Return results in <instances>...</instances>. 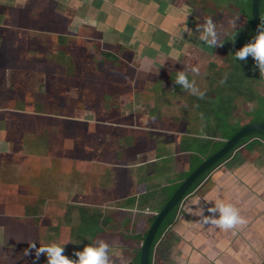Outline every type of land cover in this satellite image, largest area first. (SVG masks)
<instances>
[{"label": "rangeland", "instance_id": "obj_1", "mask_svg": "<svg viewBox=\"0 0 264 264\" xmlns=\"http://www.w3.org/2000/svg\"><path fill=\"white\" fill-rule=\"evenodd\" d=\"M179 5L177 11L182 14L186 8L191 10L188 22L193 30L212 17L221 32H231L229 21L237 15L239 30L244 27L241 14L230 5L219 9L211 0H182ZM34 8H13L8 26L0 29V37H4L0 49L8 56L4 60L0 57V89L8 83L5 93L0 94V109L6 104L26 111L10 117L12 121L21 119L13 125L20 135H5L7 140L14 138L20 143L19 147L7 154L0 149V264H47L44 255L35 258L34 250L25 255L32 242L37 246L64 244L66 256L73 254L78 244L82 249L88 237L80 240L69 231L70 225L78 223L76 211L68 209L72 204L90 205L116 217L114 232L98 238L110 245L111 264H127L132 248L139 244L123 236L122 224L128 222L130 214L133 222H144L151 211L136 204L124 207L123 200L140 176L149 174L155 156L168 155L165 161L173 170L168 179L174 178V168L181 169L183 160L182 139L204 133L202 122L206 118L198 115L194 102L200 99L169 83L178 70L197 68L199 75L189 71L188 78L207 92V71L223 68L225 53L193 36L188 38L189 34L183 39L171 38L172 47L179 51L176 56L156 52L164 56L151 61L143 48L152 50L150 44L157 41L158 30L143 33L133 27L132 41H108L97 39L90 30L82 37L81 29L74 30L69 23L65 27H71L64 29L75 36L66 37L57 31L62 18L56 10ZM29 25L32 31L26 32ZM139 46L144 47L141 50ZM110 52L120 60L112 62L107 56ZM258 84V90L264 92V84ZM158 87L167 90L166 94ZM139 95L153 103L139 111L125 110ZM235 105L231 114L238 117L253 107L242 99ZM1 111L0 128L4 129ZM252 149L236 148L214 170L220 167L222 173L235 177L245 163L262 165L264 147ZM156 180L163 183L160 176Z\"/></svg>", "mask_w": 264, "mask_h": 264}, {"label": "crops", "instance_id": "obj_2", "mask_svg": "<svg viewBox=\"0 0 264 264\" xmlns=\"http://www.w3.org/2000/svg\"><path fill=\"white\" fill-rule=\"evenodd\" d=\"M36 1L34 3L32 0H0V29L8 26V15L11 14L13 8L25 9L28 7V9L33 8L34 10L35 6L37 9L51 7L52 11L56 10L55 12L62 18L61 25H59L61 29L58 26L57 31H62L64 36H75L69 29H64L65 25H69V23L71 25V21L75 18L83 25L87 24V27L81 28L79 35L86 37L83 34L90 30L97 34V39L103 38L109 41L115 37L114 35L116 38L120 36L121 32L119 31H122L123 28H118V33H115V24L116 26L123 24L122 19L126 20L127 24L130 22L135 26L138 25L141 32L149 31L152 27L154 28L151 32L160 28L168 31L154 23V18L159 20L162 18V13H159L158 8L161 4L166 3L169 4L168 8H173L175 11L177 7L181 6L179 3L182 2V0ZM181 16V19L176 16L177 18H174L172 22L173 24L181 22L180 26L183 31L185 18L184 15ZM188 21L187 18V26L192 29L193 26ZM68 25L65 28L71 27ZM51 26L53 28L56 25ZM171 26L174 25L167 27ZM27 28L29 29L26 32L32 31L30 25ZM54 30L56 28L52 31ZM188 35L186 34V37ZM188 38L193 39L191 35ZM3 40L4 37L1 36L0 46L2 47L4 46ZM5 55L4 50L0 49V57L3 56V60L8 57ZM3 60H1L2 63H4ZM7 84L4 82L0 94L5 93ZM5 105L0 109L5 119V128H0V149L5 150L7 154L9 151L15 152L20 144H17L14 138H8V140L5 138V135L10 133L20 135L14 130L13 125L16 124V120L20 121L21 119L12 121L10 117L12 114H25L26 111L19 110L15 106L11 108L9 105ZM21 124H24V120ZM15 138L17 139V137ZM10 146L13 148L11 149ZM219 169L221 170L220 167L217 169L218 171L214 170L216 171L215 174L213 173L214 175L211 174L202 179L181 200L171 221L164 227L152 245L150 264H263L264 163L258 166L255 163L251 165L245 163V169L237 170L236 172L241 174L237 173L235 177L226 174V172L222 173ZM217 198L235 207L246 223L227 231L203 223L200 216L201 208L204 209V215H209L206 209L210 204L207 201Z\"/></svg>", "mask_w": 264, "mask_h": 264}, {"label": "trees", "instance_id": "obj_3", "mask_svg": "<svg viewBox=\"0 0 264 264\" xmlns=\"http://www.w3.org/2000/svg\"><path fill=\"white\" fill-rule=\"evenodd\" d=\"M215 3L216 8H221V5L233 7L239 12L244 21V27L238 29L235 41L225 40L220 49L224 51L223 68H212L207 71L206 82L208 84V91L204 99L195 102V107L200 117L206 118V122H202L204 126L203 134H196L193 138L187 137L182 139L180 149L183 152V160L181 169L176 171L174 168V178L168 179L169 174H173V170L165 160L168 158L167 154L155 156L152 166L149 167V174L140 176L138 184L130 191V195L123 200V206L129 207L137 205L139 208L147 207L151 213L144 222H133V215L126 217L128 222L122 224L120 231L123 236L132 242L139 244L132 248V257L127 264H139L140 248L144 237L149 229V225L155 217L156 213L163 207L168 198L179 186V184L192 172L200 163L206 158L215 153L221 148L224 143L242 126L251 123L264 124V92L258 90V81L264 84V78L260 77L258 70L255 68L254 61L249 57L246 61H237L234 59L232 53L242 47L254 35L250 18V0H211ZM230 4H228V2ZM222 9V8H221ZM258 16L259 22H264V0H258ZM228 36L225 39H230ZM106 60V59H104ZM115 60H118L116 57ZM257 83V85H255ZM172 88L179 86L174 85L173 81L169 83ZM161 93L166 94L167 90L158 87ZM242 99L246 103L253 104L251 110L242 112L240 116L231 114L236 109V101ZM199 107V108H197ZM193 144V146L191 145ZM246 144L243 149L247 151L253 150L252 147H264V134L253 131L242 138L228 151L222 158H220L214 165L206 169L191 186L187 189L188 194L200 180L214 167L222 163L232 152L240 145ZM163 179L156 180L157 176ZM136 184V183H135ZM68 209L76 211L78 216V223L70 227L69 231L78 236V239L88 237L85 244L98 238L101 234H106L108 231L114 232V226L117 224L116 217L96 209L90 205L82 206L72 204ZM176 206L164 216L160 222L151 242L149 248V261L151 255V248L164 229V227L171 221ZM153 212V213H152ZM69 212L66 213V216ZM66 220V219H65ZM124 238V237H123ZM84 244V245H85ZM82 245V244H81ZM75 251L81 250L78 244ZM73 257V254L69 256ZM264 264V262H263Z\"/></svg>", "mask_w": 264, "mask_h": 264}, {"label": "clouds", "instance_id": "obj_4", "mask_svg": "<svg viewBox=\"0 0 264 264\" xmlns=\"http://www.w3.org/2000/svg\"><path fill=\"white\" fill-rule=\"evenodd\" d=\"M191 14V10L186 8L184 11V29L182 32L178 33L175 38L183 39L185 34H190L202 44H206L209 48L214 49L216 47H222L225 40L234 42L238 29L241 27L237 23L240 18L237 15L229 21L231 32H221L216 21H214L212 17H206L202 22L197 24L196 28L193 30L189 28L186 23L188 16ZM228 36L231 38H224ZM232 55L234 59L239 62L246 61L251 57L260 77L264 78V22L258 24L255 35H253L242 47L235 50ZM189 71L194 75H199V70L197 68H182L176 73L175 79L173 80L174 85L179 86L190 95L197 96L199 99H204L206 92L200 90L194 79L190 80L188 78ZM186 195L187 194H185V196ZM207 203L210 204L206 209L209 215H204V209L202 208L200 211L203 223L214 225L225 231L246 223L243 217L239 215L237 209L230 203H226L218 198L215 200L210 199ZM63 245L49 242L37 246L35 242H32L29 243V247L25 250V255H29L30 251L34 250L35 258L38 259L41 255H44L47 264H111L109 257L110 245L102 238H96L85 244L81 250L74 251L73 257L75 258H70L64 254Z\"/></svg>", "mask_w": 264, "mask_h": 264}, {"label": "water", "instance_id": "obj_5", "mask_svg": "<svg viewBox=\"0 0 264 264\" xmlns=\"http://www.w3.org/2000/svg\"><path fill=\"white\" fill-rule=\"evenodd\" d=\"M250 18L252 30L255 35L257 31V26L259 22L258 16V0H250ZM258 131L264 134V124L251 123L246 124L239 128L225 143L219 148L215 153L206 158L202 163H200L187 177L179 184V186L174 190L171 196L168 198L163 207L156 213L152 222L149 225V229L144 237L140 248L139 264H150L149 261V248L153 236L164 218L167 212L171 211L175 206L179 205L181 200L186 194L187 189L191 184L198 178L206 169L214 165L220 158H222L230 149L237 143V141L244 135Z\"/></svg>", "mask_w": 264, "mask_h": 264}, {"label": "flooded vegetation", "instance_id": "obj_6", "mask_svg": "<svg viewBox=\"0 0 264 264\" xmlns=\"http://www.w3.org/2000/svg\"><path fill=\"white\" fill-rule=\"evenodd\" d=\"M182 6V5H181ZM169 7V4H161V6L158 8L159 9V13H162L161 15H162V18H161V20H159V19H156V18H154L155 19V24L156 25H158V26H162V27H164L165 29H167L168 31H166V30H164V29H158V31L159 32H157L158 33V35L159 36H162V37H158L157 38V41H155L153 44L154 45H152V44H150V46H152V50H150V48L149 47H145V48H143V53H145V56H148L149 57V59L152 61L153 59H154V57L155 56H157V61H159L164 55H161V54H156V52H161L162 54H166V55H169V56H176L178 53H179V51H177V50H175V48L174 47H172V42L170 41L171 40V38L173 37L174 38V36H177V34L178 33H180V32H182V30H181V26H180V23H178V22H174V24H173V19L174 18H177V17H179L180 19L182 18V16L181 15H184V14H182L181 12H178L177 10H173V8H168ZM144 12V11H143ZM177 16V17H176ZM75 17H76V14H75ZM75 19V18H74ZM74 19L71 21L72 22V29H74V30H76V29H81V28H85V27H87L86 25L87 24H82L80 21L78 22L76 19H75V21H74ZM167 20V21H166ZM122 21H124L123 22V24H117V26H116V24H115V33H118V28H123V30L122 31H119V32H121V34H120V36H118L117 38H123V39H128L129 40V38L131 39L132 37H130L131 35H132V33H134V32H132L133 31V27L134 28H137V29H141L138 25H136V26H134V24H132V23H125V21L126 20H124V19H122ZM124 23H125V25H124ZM168 25H174V26H171V27H167ZM167 27V28H166ZM153 28L154 27H152L151 28V30H146V31H144L143 33H152L151 31L153 30ZM176 28V31H174V29ZM157 31V30H156ZM72 32V31H71ZM73 33V32H72ZM75 33H77V31L75 32ZM115 37L114 38H111L110 39V41H112L113 39H115L116 38V35H114ZM185 36H186V34H185ZM142 40H144V38H142ZM131 41H132V39H131ZM120 43H121V41H120ZM137 43V42H136ZM132 43L130 44V46H131V48H132ZM136 46H137V44H136ZM142 47H144V46H139V48L142 50ZM139 49V50H140ZM160 50V51H159ZM104 52V51H103ZM164 52V53H163ZM142 53V52H141ZM104 54H106V53H104ZM116 53H112V52H110L107 56H109V57H111V58H109V59H111V61L112 62H114V61H118V60H120V57H119V55L117 56V58H118V60H115V57H113V55H115ZM65 55V54H64ZM106 56V55H105ZM106 56V57H107ZM104 59V58H103ZM155 60V59H154ZM150 100V99H149ZM148 100V101H149ZM147 101V99H146V97H144V95H142V97L139 95V96H135L132 100H130L129 102H128V105L125 107V110H127V111H129V112H132V110H136V111H139L140 109V107H141V109L142 108H145V106H146V104H150V103H153V102H146ZM136 105H138V107L136 106ZM143 106V107H142ZM83 109V108H82ZM81 111V110H80ZM79 111V113L80 114H84L83 112L84 111H82V112H80ZM78 113V114H79ZM37 114H40V112H37ZM90 114H92V112L90 113ZM246 144H243V145H240L239 147H244ZM238 148V147H237ZM5 151V150H4ZM230 157V156H229ZM228 157V158H229ZM215 168V167H214ZM214 168L213 169H211L202 179H205V177H207V176H209V175H211V171H213L214 170ZM245 169V164H243L242 166H240L239 167V169L238 170H240V171H243ZM213 173V172H212ZM201 179V180H202ZM200 180V181H201ZM196 187V186H195ZM194 187V188H195ZM193 188V189H194ZM192 189V190H193ZM191 190V191H192ZM190 191V192H191ZM177 208V207H176Z\"/></svg>", "mask_w": 264, "mask_h": 264}]
</instances>
